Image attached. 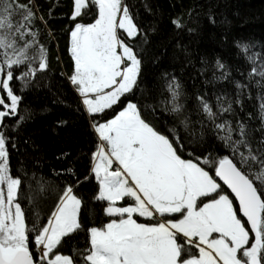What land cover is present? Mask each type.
<instances>
[{"label":"snow or ice","instance_id":"obj_1","mask_svg":"<svg viewBox=\"0 0 264 264\" xmlns=\"http://www.w3.org/2000/svg\"><path fill=\"white\" fill-rule=\"evenodd\" d=\"M36 9L35 0H0V264H264V50L237 42V58L251 69L248 83L232 81L235 98L227 92L215 94L214 102L189 95L178 77L165 72L158 106L172 122L157 126V105L131 98L149 40L129 5L71 0L68 80L95 148L83 178L60 186L39 171L13 175L3 130L8 117H17L14 127L30 118L19 114L22 97L12 82L27 86L49 67L47 49L33 30L37 19L44 20ZM172 24L178 32L187 27L181 17ZM213 67L215 80H229L219 58ZM245 96L256 101L255 116L240 115ZM206 137L228 154L210 152ZM64 171L75 175L72 168ZM90 177L96 182L92 200L103 202L107 218L101 226L81 220L84 200L77 189ZM25 184L36 208L31 227L19 200ZM53 193L42 216L39 202ZM81 233L84 243L72 249L75 255L62 253Z\"/></svg>","mask_w":264,"mask_h":264},{"label":"trees","instance_id":"obj_2","mask_svg":"<svg viewBox=\"0 0 264 264\" xmlns=\"http://www.w3.org/2000/svg\"><path fill=\"white\" fill-rule=\"evenodd\" d=\"M125 2L129 5L135 22L147 32L149 40L144 45L139 87L131 98L139 101L141 105H157V119L154 121L157 126H163L165 121L172 122L171 117L158 106L160 93L163 91L162 76L165 72L178 77L189 95L205 94L213 102L215 94L224 92L235 98L233 80L248 83L246 76L251 65L242 58H237L236 44L238 41L251 43L256 46L254 51L264 50L261 48L264 46V0ZM35 3L37 16H43L44 20L37 19L33 30L39 31L38 39L47 49L49 67L46 72L31 78L27 86H23L20 80L12 82L16 94L22 97L19 114L30 118L14 127L17 119L14 117L6 125L9 163L13 175L24 178L25 173L31 176L33 171H39L50 178L53 184L63 186L78 177L82 179L90 170L95 136L88 126L87 114L82 110L78 94L68 80L72 71L67 50L71 27V0H35ZM177 17H181L187 22V27L194 31L190 33L186 27L178 32L172 24V20ZM85 20L90 22L88 17ZM217 58L228 66L231 76L227 81L213 78V65ZM34 67H38V64ZM202 69L205 70L201 71ZM16 75L19 76V71ZM164 95H167L166 91ZM192 103V100L188 101L189 108ZM255 104L254 99L245 96L244 112L240 115L246 118V114L251 112L255 116ZM234 107L239 112V107ZM145 115L152 119L147 112ZM192 119L196 120L198 117L193 115ZM61 121L65 123H60ZM181 133L184 134L182 129ZM206 141L210 152H215L216 155L228 154L227 150H218V141L208 140L207 137ZM13 143L16 147H12ZM184 155L187 156L186 151ZM68 168H72L75 175L64 171ZM95 188V179L90 177L77 189L84 200L81 220L88 226H101L107 222L102 212L103 202L92 200ZM26 193L27 184L20 192L19 200L31 227L36 208L29 203ZM54 200L53 193L39 202L42 216L48 214ZM84 239V234L81 233L74 241L65 244L61 252L75 255L72 249L82 246Z\"/></svg>","mask_w":264,"mask_h":264},{"label":"flooded vegetation","instance_id":"obj_3","mask_svg":"<svg viewBox=\"0 0 264 264\" xmlns=\"http://www.w3.org/2000/svg\"><path fill=\"white\" fill-rule=\"evenodd\" d=\"M11 119H14V117H8L5 119V125H7V123L11 120ZM4 131H6V127L3 129Z\"/></svg>","mask_w":264,"mask_h":264},{"label":"rangeland","instance_id":"obj_4","mask_svg":"<svg viewBox=\"0 0 264 264\" xmlns=\"http://www.w3.org/2000/svg\"><path fill=\"white\" fill-rule=\"evenodd\" d=\"M141 222H144L143 218H141Z\"/></svg>","mask_w":264,"mask_h":264}]
</instances>
